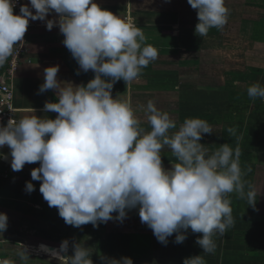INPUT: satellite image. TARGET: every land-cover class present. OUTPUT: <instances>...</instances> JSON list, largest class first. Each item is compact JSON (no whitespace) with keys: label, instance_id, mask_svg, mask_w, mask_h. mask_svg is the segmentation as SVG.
Listing matches in <instances>:
<instances>
[{"label":"clouds","instance_id":"1","mask_svg":"<svg viewBox=\"0 0 264 264\" xmlns=\"http://www.w3.org/2000/svg\"><path fill=\"white\" fill-rule=\"evenodd\" d=\"M13 14L15 0H0V67L23 41L29 19L45 22L47 30L58 26L62 43L79 65L94 77L86 85H73L57 79L59 66L44 69L39 93L55 90V101H46L42 111L54 112V119L24 116L0 126V148L10 149V166L20 171L26 163L39 162L31 170L32 180L40 181L39 191L49 207H56L65 224L79 228L109 220L123 221L127 212L138 210L157 241L166 245L175 233L174 243L187 238V230L201 233L195 241L205 254L215 252V235L223 236L234 226L230 193L255 205V186L245 179L251 167L241 168V149L225 143L209 154L200 143L212 134L201 118H185L177 125L169 113L153 100L143 107L150 130L141 126L129 98H113L114 84L138 79L144 68L158 58V49L146 44V36L131 19H123L101 9L94 0H29ZM197 10L195 34L207 36L212 28L228 22L230 10L225 0H187ZM58 20L46 19L50 12ZM79 74V72L77 73ZM251 99L264 100L259 82L247 88ZM33 113L35 112L32 109ZM175 130V131H172ZM230 137L235 127L227 129ZM167 146L176 163L170 169L162 164L161 152ZM0 159L8 155L0 152ZM34 185L25 182L31 193ZM116 213L115 216L112 214ZM7 228V215L0 213V233ZM63 240L55 257L61 264H93L92 251L81 242ZM61 253L63 255H61ZM26 264L29 253L21 245L17 252ZM102 264H133L129 257L116 259L100 255ZM0 264H15L0 259ZM182 264H206L202 255L184 258Z\"/></svg>","mask_w":264,"mask_h":264},{"label":"crops","instance_id":"2","mask_svg":"<svg viewBox=\"0 0 264 264\" xmlns=\"http://www.w3.org/2000/svg\"><path fill=\"white\" fill-rule=\"evenodd\" d=\"M22 2L35 13L29 0ZM94 2L114 15L131 19L144 32L145 43L158 49V58L138 79L114 84L113 98H129L145 130H150L143 111L148 100L168 112L178 126L185 118L206 120L212 134H204L200 143L209 154L222 144L235 148L238 143L241 168L252 169L245 179L256 188L255 205L249 206L236 193L227 195L235 223L223 236L213 237L216 249L212 254L203 253L195 243L202 234L191 229L182 243H174L175 233L166 245L158 242L152 230L141 223L137 209L129 210L122 222L109 220L97 227L88 223L77 228L65 224L56 207H49L39 191L41 182L32 180L31 170L39 167V162L13 171L10 149L4 146L1 152L8 159H0L5 172L0 174V213L7 215V228L0 233V259L24 264L17 255L22 245L29 253L26 264H61L42 250L59 251L67 239V255H72L73 240L81 242L93 252V264H102L101 254L129 257L133 264H182L184 258L196 255H202L206 264H264V100L247 95L253 83L264 86V0H225L230 10L227 24L210 29L205 37L195 34L197 10L187 0ZM46 19L58 20L59 15L53 11ZM29 24L30 61L21 64L13 83L15 121L33 114L54 119L56 113L42 111L46 101H55V90L38 91L44 82V69L58 65L57 79L74 86L86 85L94 73L79 69L62 43L58 26L49 31L44 21L29 19ZM229 127L237 129L238 141L230 137ZM161 159L165 169L177 162L167 146ZM26 181L34 185L31 193L25 191Z\"/></svg>","mask_w":264,"mask_h":264},{"label":"built area","instance_id":"3","mask_svg":"<svg viewBox=\"0 0 264 264\" xmlns=\"http://www.w3.org/2000/svg\"><path fill=\"white\" fill-rule=\"evenodd\" d=\"M23 4L22 0H15V7L13 14H19L20 5ZM31 30V25L28 23L27 31L23 37V41L18 43L13 54L9 57L7 68L0 76V126H6L9 121L15 120L16 108L14 106V79L15 75L24 62H29L28 56V36ZM3 148H0V152ZM5 173L0 168V174Z\"/></svg>","mask_w":264,"mask_h":264},{"label":"rangeland","instance_id":"4","mask_svg":"<svg viewBox=\"0 0 264 264\" xmlns=\"http://www.w3.org/2000/svg\"><path fill=\"white\" fill-rule=\"evenodd\" d=\"M9 59V58H8ZM238 59V57H236V60ZM7 63H8V60H7V62L2 66V67H0V69H1V73H0V76L4 73V71L6 70V68H7Z\"/></svg>","mask_w":264,"mask_h":264},{"label":"bare ground","instance_id":"5","mask_svg":"<svg viewBox=\"0 0 264 264\" xmlns=\"http://www.w3.org/2000/svg\"><path fill=\"white\" fill-rule=\"evenodd\" d=\"M42 251H43L44 253L48 254V255H50V254H53V255H54L55 253H58V252H59V251H52V252H51V251H48V250H45V249L42 250ZM61 255H62V253H61ZM54 256H55V255H54Z\"/></svg>","mask_w":264,"mask_h":264},{"label":"trees","instance_id":"6","mask_svg":"<svg viewBox=\"0 0 264 264\" xmlns=\"http://www.w3.org/2000/svg\"><path fill=\"white\" fill-rule=\"evenodd\" d=\"M0 73H1V69H0Z\"/></svg>","mask_w":264,"mask_h":264},{"label":"water","instance_id":"7","mask_svg":"<svg viewBox=\"0 0 264 264\" xmlns=\"http://www.w3.org/2000/svg\"><path fill=\"white\" fill-rule=\"evenodd\" d=\"M63 255V254H62Z\"/></svg>","mask_w":264,"mask_h":264}]
</instances>
